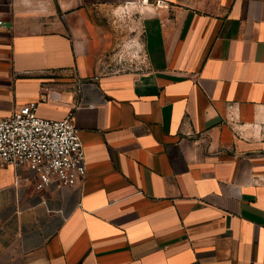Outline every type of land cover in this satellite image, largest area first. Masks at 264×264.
<instances>
[{
  "label": "crops",
  "instance_id": "crops-1",
  "mask_svg": "<svg viewBox=\"0 0 264 264\" xmlns=\"http://www.w3.org/2000/svg\"><path fill=\"white\" fill-rule=\"evenodd\" d=\"M35 101L87 175L0 167V264H264V0H0V119Z\"/></svg>",
  "mask_w": 264,
  "mask_h": 264
},
{
  "label": "built area",
  "instance_id": "built-area-1",
  "mask_svg": "<svg viewBox=\"0 0 264 264\" xmlns=\"http://www.w3.org/2000/svg\"><path fill=\"white\" fill-rule=\"evenodd\" d=\"M142 63L145 65L143 54ZM39 105L30 102L0 119V167L26 169L27 180L39 191L82 183L87 159L74 116L46 119L38 114Z\"/></svg>",
  "mask_w": 264,
  "mask_h": 264
},
{
  "label": "rangeland",
  "instance_id": "rangeland-1",
  "mask_svg": "<svg viewBox=\"0 0 264 264\" xmlns=\"http://www.w3.org/2000/svg\"><path fill=\"white\" fill-rule=\"evenodd\" d=\"M127 14H129L128 8L124 10L123 14H114V20L118 21L123 38L111 54V59L107 66V74L137 72L141 66L145 67L144 63H142L141 48L135 49L131 42V37L139 31V24L135 18L128 17Z\"/></svg>",
  "mask_w": 264,
  "mask_h": 264
}]
</instances>
